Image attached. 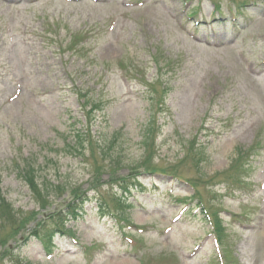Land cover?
Masks as SVG:
<instances>
[{"label": "rangeland", "instance_id": "1", "mask_svg": "<svg viewBox=\"0 0 264 264\" xmlns=\"http://www.w3.org/2000/svg\"><path fill=\"white\" fill-rule=\"evenodd\" d=\"M138 1L0 0L1 190L23 215L38 211L13 173L12 164L28 156L44 159L43 164L52 161L45 175L57 171L69 177L63 182L88 189L89 165L54 151L62 148L63 136L78 128L75 122H84L80 92L102 104L92 135L120 130L125 162L137 161L151 115L149 84L157 91L151 96L156 102L161 89L166 90L163 107H154L161 129L154 165H175L184 154L181 146L197 139L207 158L199 174L202 180L189 162L180 168L181 177L196 180L202 202H211L222 219L240 221L242 226L234 222L228 228L236 233L230 251L239 264H264V172L246 180L253 186L245 195L228 196L223 185L211 186L212 178L229 168L237 149L247 150L257 136L264 143V0H240L254 4L243 10L258 22L240 34V27L211 28L229 19L227 0H140L141 6L131 5ZM192 8L197 15L188 19L186 12ZM211 34L219 43L206 41ZM69 44L75 49L70 51ZM263 157L253 159V171L264 168ZM170 181H156L138 195V207L125 225L130 231L124 230L131 233L127 236L133 244L117 230L127 223L101 219L94 208L69 225L80 246H93L88 254L76 250L70 240L55 242L52 260L36 241L18 251L23 241H16L27 236L29 224L6 243L31 264H208L212 242L201 218L184 212L173 223L182 203L169 200H185L192 192ZM144 182L150 185V180ZM133 226L149 229L139 235ZM197 245L203 250L190 256Z\"/></svg>", "mask_w": 264, "mask_h": 264}, {"label": "trees", "instance_id": "2", "mask_svg": "<svg viewBox=\"0 0 264 264\" xmlns=\"http://www.w3.org/2000/svg\"><path fill=\"white\" fill-rule=\"evenodd\" d=\"M75 142H76V145L78 147L83 146V144H84V136L82 134L76 136ZM25 168H23L21 171H22V174H23V176H22L23 180L27 184L28 188L36 195L37 199H41V200L45 199L42 196V194H41L42 192L41 191L46 192V190L49 189L51 187V185L50 184L48 185V184L44 183V180H43L42 184L41 183L37 184L38 177L36 176V174H34L32 172V169H31L32 167L25 165ZM26 171H28V172L26 173ZM39 186L43 187L44 190H40ZM66 190H68V188L64 187L63 191H66ZM3 203H4V201L2 199H0V208L2 210V213L4 211L2 218H0V223L3 222L4 224H9L10 217H11L10 216L11 215L10 214L11 210L7 212L8 206L4 205ZM45 204H41V206H45ZM1 228H3V227H1Z\"/></svg>", "mask_w": 264, "mask_h": 264}]
</instances>
